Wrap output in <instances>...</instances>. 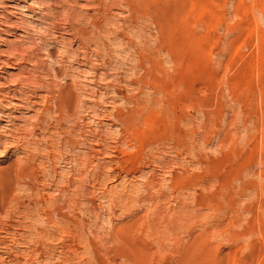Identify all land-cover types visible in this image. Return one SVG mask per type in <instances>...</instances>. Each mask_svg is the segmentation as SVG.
<instances>
[{"label": "rangeland", "instance_id": "rangeland-1", "mask_svg": "<svg viewBox=\"0 0 264 264\" xmlns=\"http://www.w3.org/2000/svg\"><path fill=\"white\" fill-rule=\"evenodd\" d=\"M0 264H264V0H0Z\"/></svg>", "mask_w": 264, "mask_h": 264}, {"label": "bare ground", "instance_id": "bare-ground-1", "mask_svg": "<svg viewBox=\"0 0 264 264\" xmlns=\"http://www.w3.org/2000/svg\"><path fill=\"white\" fill-rule=\"evenodd\" d=\"M2 206V205H1ZM2 209V208H1Z\"/></svg>", "mask_w": 264, "mask_h": 264}]
</instances>
